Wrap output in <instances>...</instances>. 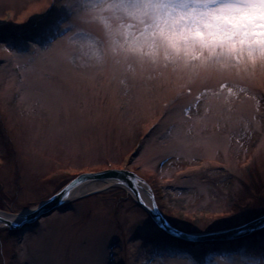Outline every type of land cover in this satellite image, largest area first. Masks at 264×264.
<instances>
[{"label":"rangeland","instance_id":"1","mask_svg":"<svg viewBox=\"0 0 264 264\" xmlns=\"http://www.w3.org/2000/svg\"><path fill=\"white\" fill-rule=\"evenodd\" d=\"M37 1L0 0V209L24 211L77 174L120 168L144 177L187 231L264 213V62H97L73 42L103 43L78 18L79 0L34 11ZM88 192L33 226H0V264H264V227L194 246L163 233L124 185Z\"/></svg>","mask_w":264,"mask_h":264},{"label":"clouds","instance_id":"2","mask_svg":"<svg viewBox=\"0 0 264 264\" xmlns=\"http://www.w3.org/2000/svg\"><path fill=\"white\" fill-rule=\"evenodd\" d=\"M77 16L103 38L73 41L97 62L106 55L151 64L264 62V0H79Z\"/></svg>","mask_w":264,"mask_h":264},{"label":"water","instance_id":"3","mask_svg":"<svg viewBox=\"0 0 264 264\" xmlns=\"http://www.w3.org/2000/svg\"><path fill=\"white\" fill-rule=\"evenodd\" d=\"M99 175L114 180L113 183L115 184L119 183L127 187L134 199L149 213V215L161 229L180 241H186L189 245L213 243L216 240L221 239H235L264 227V214H262L251 221L226 229L208 232H192L182 230L170 223L164 217L158 207L154 192L143 178L133 172L121 170H108L102 172V174L97 173L94 175L86 174L87 178L85 180L77 184L76 187L72 188L67 195H63L62 189L66 188L73 179L78 177L76 176L69 183L58 190L54 195L41 202L37 206L21 213H10L0 209V226H5L9 229H15L19 231L25 227L32 226L38 222L40 218L49 215L58 207H60L61 204L65 203L69 199L74 198L75 196L70 198V195L73 191H75L76 188L79 187V185L91 179L92 177ZM144 195L147 199L144 197Z\"/></svg>","mask_w":264,"mask_h":264},{"label":"bare ground","instance_id":"4","mask_svg":"<svg viewBox=\"0 0 264 264\" xmlns=\"http://www.w3.org/2000/svg\"><path fill=\"white\" fill-rule=\"evenodd\" d=\"M46 1V0H45ZM45 1L39 3L38 1L34 4L35 5V10H39L42 8L43 4L45 3ZM163 119H161L159 121V123L157 124V126L155 128H157L160 123L162 122ZM154 128V129H155ZM153 129V130H154ZM152 130V131H153ZM105 177H103L102 179L103 180H99V179H89L87 180L86 182H83L81 185H79L78 188L75 189V191H73L70 195V198L76 196V195H79V194H82V193H85V192H88V191H91V190H94V189H97V188H104V187H107L109 185H112L114 184V180L112 179H104ZM144 197L146 198V196L144 195ZM147 199V198H146ZM12 217V216H11Z\"/></svg>","mask_w":264,"mask_h":264},{"label":"snow or ice","instance_id":"5","mask_svg":"<svg viewBox=\"0 0 264 264\" xmlns=\"http://www.w3.org/2000/svg\"><path fill=\"white\" fill-rule=\"evenodd\" d=\"M87 178L86 174H82L81 176L76 177L72 180L70 184L67 185L66 188L62 189V194L67 195L72 188L76 187L77 184L81 183L83 180Z\"/></svg>","mask_w":264,"mask_h":264},{"label":"trees","instance_id":"6","mask_svg":"<svg viewBox=\"0 0 264 264\" xmlns=\"http://www.w3.org/2000/svg\"><path fill=\"white\" fill-rule=\"evenodd\" d=\"M172 220V219H171ZM170 238V237H169Z\"/></svg>","mask_w":264,"mask_h":264}]
</instances>
